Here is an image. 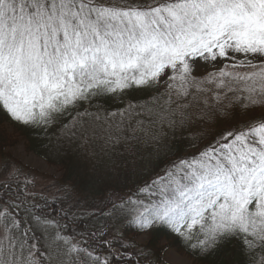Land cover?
Wrapping results in <instances>:
<instances>
[{"label": "snow or ice", "instance_id": "obj_1", "mask_svg": "<svg viewBox=\"0 0 264 264\" xmlns=\"http://www.w3.org/2000/svg\"><path fill=\"white\" fill-rule=\"evenodd\" d=\"M131 91L143 96L125 104ZM238 105L258 118L196 135ZM0 109L42 128L70 120L61 136L88 156L87 129L101 128L124 149L117 173H135L141 143L158 154L169 133L196 137L134 189L95 200L4 165L0 264H144L128 233L154 230L187 241L193 264H264V0H0ZM69 218L92 227L69 234Z\"/></svg>", "mask_w": 264, "mask_h": 264}, {"label": "rangeland", "instance_id": "obj_2", "mask_svg": "<svg viewBox=\"0 0 264 264\" xmlns=\"http://www.w3.org/2000/svg\"><path fill=\"white\" fill-rule=\"evenodd\" d=\"M205 70L211 71L201 65L199 71ZM142 96V92L131 91L123 98L124 103L126 104L130 99L135 103ZM107 104L110 110H115L120 106V100L119 98L115 101L109 100ZM90 110L94 111V109ZM67 115L66 113L65 116ZM258 116L259 109L246 111L244 105H238L228 116L221 117L213 127L201 126L196 135H203L207 139V135L212 132L228 131L231 127ZM63 122L71 123L70 120L65 121L64 117H61L55 127L25 125L0 109V168L7 164L19 167L22 174H26L28 179L35 182L37 189H43L46 193H56L63 186L71 185L81 196L95 200L104 190L108 195H123L129 192L137 183L151 178L168 161L176 159L175 153L180 155L191 153L196 143V137L191 134L177 133L173 137L169 133L170 147H162L158 154L157 146L151 141L141 143L137 151L138 166L135 173H126L123 169L117 173L112 170V163L125 155L121 145H107L104 139L105 133L101 128L90 124L87 135L90 138L89 151L93 155L88 156L78 146L77 141H69L61 136ZM23 178L24 175L21 176V179ZM57 203L59 207V202ZM51 211L52 208L45 213ZM76 223H80V220L75 223L71 218L61 221L62 225H67L69 234L92 227L91 223L85 222L77 228ZM128 235L133 236L136 244L142 246L138 247L137 251L146 254V261L149 263L193 264L195 261L187 241L167 230H154L147 235L133 233ZM192 243H196L195 234ZM232 247L235 249V257L246 261V258L240 255L239 245L233 244ZM196 264H199V261H196Z\"/></svg>", "mask_w": 264, "mask_h": 264}, {"label": "trees", "instance_id": "obj_3", "mask_svg": "<svg viewBox=\"0 0 264 264\" xmlns=\"http://www.w3.org/2000/svg\"><path fill=\"white\" fill-rule=\"evenodd\" d=\"M51 204H52V202H49V205H50V206L47 207V208H45V209H44V212H46V211H48V209L52 208V207H51ZM55 206L58 207V203H57V202H56ZM145 263H146V264H147V263H148V264H153V263H149V262H147V261H145Z\"/></svg>", "mask_w": 264, "mask_h": 264}]
</instances>
